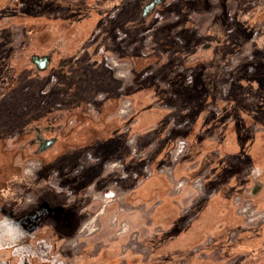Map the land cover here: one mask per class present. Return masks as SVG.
Instances as JSON below:
<instances>
[{
	"label": "rangeland",
	"instance_id": "374dc122",
	"mask_svg": "<svg viewBox=\"0 0 264 264\" xmlns=\"http://www.w3.org/2000/svg\"><path fill=\"white\" fill-rule=\"evenodd\" d=\"M262 210L264 0H0V264H221Z\"/></svg>",
	"mask_w": 264,
	"mask_h": 264
},
{
	"label": "crops",
	"instance_id": "0c3cea01",
	"mask_svg": "<svg viewBox=\"0 0 264 264\" xmlns=\"http://www.w3.org/2000/svg\"><path fill=\"white\" fill-rule=\"evenodd\" d=\"M48 26L49 25H46V28H49ZM63 26H64L63 23H61L59 20H56L55 22H52V25H51L52 33L51 34H54V32H58V34H59L60 31L62 30L61 28H64ZM42 27H44V26H42ZM43 33H44L43 31L42 32H36V33L29 32L27 42L24 44L25 46L10 54L9 64L15 70L14 77L15 78L16 77H20L21 73L23 71H26V74L22 78L23 80H21L23 83L28 82V80H30L29 79L30 77H35L36 76V74L31 71L33 63L32 62L28 63V59L29 58L26 59V55L27 54L31 55V52H32L33 56L34 55L37 56V55H39L40 53L43 52V50H44L43 48H45V46L43 47L42 43L44 41H47V40L43 41V39H45V37H44L45 33L44 34ZM67 37H68V35H66V33L60 35V37L57 35L56 42H53V44L49 47L51 49H48V51L52 50L54 52L55 49L59 48L60 46L63 47L64 45L66 46L65 49H70V45H69V41H68ZM44 43L47 44L48 42H44ZM24 51H26V52H24ZM35 53H37V54H35ZM102 64L103 63H102L101 59H99V58L93 59V65H94L95 69H97L98 67L103 66ZM44 68H48V67H42L41 70H43ZM47 70L48 69H44V71H47ZM81 76L82 77H90L88 74L85 76L83 73H80V76H76V74L74 75V77H81ZM96 124L97 123H95V122L92 123L91 121H89L88 125H86V126L88 128H91L92 126H95L93 128L96 129V126L98 127V125H96ZM65 142H68V139ZM247 249L250 252L246 256L244 254L242 256L241 255H235V253H232L230 251L234 256H238L237 257V261L235 260V264H247V262H252L253 260H256L254 258H257V256L261 257L264 254V248L261 247L260 245H255L254 246L252 244H249V245H247ZM30 255L31 254L28 255V258H31ZM51 257H53V256H51ZM38 258H39V261L42 258H45L46 259L45 261H48L50 259V256L47 257V256H43L42 254H39ZM218 260H219V258H218Z\"/></svg>",
	"mask_w": 264,
	"mask_h": 264
},
{
	"label": "built area",
	"instance_id": "2783aa9c",
	"mask_svg": "<svg viewBox=\"0 0 264 264\" xmlns=\"http://www.w3.org/2000/svg\"><path fill=\"white\" fill-rule=\"evenodd\" d=\"M250 208H251L250 203H247V207L245 208V210L247 211ZM258 212L259 213L256 214V217H259L260 221L264 222V210L258 211ZM237 235H238V232L234 231V233H232V236H233L232 238L233 239L237 238ZM214 252L219 258L221 264H235V260L237 261L238 256H234L229 250L226 251L222 246H216Z\"/></svg>",
	"mask_w": 264,
	"mask_h": 264
},
{
	"label": "trees",
	"instance_id": "16d2710c",
	"mask_svg": "<svg viewBox=\"0 0 264 264\" xmlns=\"http://www.w3.org/2000/svg\"><path fill=\"white\" fill-rule=\"evenodd\" d=\"M46 259L45 258H42V259H40V262H43V261H45Z\"/></svg>",
	"mask_w": 264,
	"mask_h": 264
},
{
	"label": "flooded vegetation",
	"instance_id": "af4514ba",
	"mask_svg": "<svg viewBox=\"0 0 264 264\" xmlns=\"http://www.w3.org/2000/svg\"><path fill=\"white\" fill-rule=\"evenodd\" d=\"M123 262V261H122ZM121 263V262H120Z\"/></svg>",
	"mask_w": 264,
	"mask_h": 264
}]
</instances>
